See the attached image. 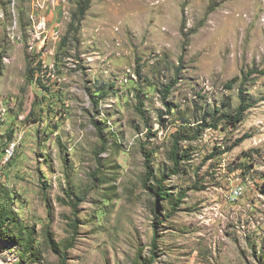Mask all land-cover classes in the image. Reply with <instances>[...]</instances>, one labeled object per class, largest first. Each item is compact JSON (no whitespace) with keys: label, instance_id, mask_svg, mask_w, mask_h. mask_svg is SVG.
<instances>
[{"label":"rangeland","instance_id":"obj_1","mask_svg":"<svg viewBox=\"0 0 264 264\" xmlns=\"http://www.w3.org/2000/svg\"><path fill=\"white\" fill-rule=\"evenodd\" d=\"M80 1L0 0V264H264V0Z\"/></svg>","mask_w":264,"mask_h":264},{"label":"trees","instance_id":"obj_2","mask_svg":"<svg viewBox=\"0 0 264 264\" xmlns=\"http://www.w3.org/2000/svg\"><path fill=\"white\" fill-rule=\"evenodd\" d=\"M90 2H91V0H81L78 3V13L83 14L84 7L88 6ZM233 82H235V79H232L227 84V86L230 87L231 84H233ZM165 92H166V90H165ZM238 92H239V95H240V104H239V106H238V108H237V110H236L234 115L226 116V121L227 122H229V121L230 122L241 121L242 118H243V113L249 107V105L246 103L245 99L243 98V89L241 87L239 88ZM171 154H172V159L174 160V172H176L177 168L179 166V161L182 159L183 156H186V155L182 154V155L178 156L177 145L176 144L173 145ZM162 191L163 190L161 189V185H159L158 190H157V195L163 194L164 196H161V198H163L164 200L171 198L172 195H171V193L169 191H163V192Z\"/></svg>","mask_w":264,"mask_h":264}]
</instances>
